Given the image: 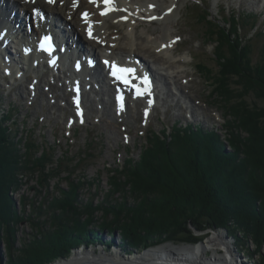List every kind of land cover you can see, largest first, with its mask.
Listing matches in <instances>:
<instances>
[{"label": "trees", "instance_id": "obj_1", "mask_svg": "<svg viewBox=\"0 0 264 264\" xmlns=\"http://www.w3.org/2000/svg\"><path fill=\"white\" fill-rule=\"evenodd\" d=\"M242 15H229L228 22L211 18L207 11L203 15L205 37L216 45L217 70L203 63L197 69L207 81L213 79L210 97L225 117L221 134L199 125L178 127V123L170 132L150 130L139 159L127 160L123 170L113 169L111 189L97 206L92 200L78 201L84 184L78 181L68 191L57 189L55 198L49 193L42 206L33 204L31 216L15 210L9 193L17 191L25 175L38 172L40 189L57 175L51 173L53 168L45 171L46 155L19 153L13 123L4 125L11 116L0 121V242L6 243V264H51L86 243L93 233L91 224L100 231L120 232L138 248L204 239L205 235L194 236L190 225L200 232L227 228L242 232L260 251L264 245V47L260 61L253 63V37L241 31L248 26L251 32L256 23L251 19L248 25L247 19L256 15ZM256 32L254 38L264 42L261 28ZM116 193L136 200L113 203ZM96 210L103 212L100 220L93 218ZM23 219L38 233L17 249L15 229Z\"/></svg>", "mask_w": 264, "mask_h": 264}, {"label": "rangeland", "instance_id": "obj_2", "mask_svg": "<svg viewBox=\"0 0 264 264\" xmlns=\"http://www.w3.org/2000/svg\"><path fill=\"white\" fill-rule=\"evenodd\" d=\"M165 1L169 3V0ZM257 1L180 0V15L171 22V27L173 28L171 34L176 37V44L174 45L176 49L173 55L178 58L179 63L181 58L186 59V63L183 64L185 69L181 71V86L176 84L183 88V97L186 100L182 98L181 100L177 91L172 86H169L167 92L164 90L165 94L163 96L157 95L158 103L148 115H145L144 100L134 101L132 98H127L124 111L119 115L113 109H110L112 104H105V108L98 102H94L91 105H87L88 110L86 111V117H84L86 122L84 121L80 124L77 122L79 119L76 118L75 109H73L71 104L72 93L70 88L61 86V83H49L50 78L47 76L49 73H46L43 79H45L44 82L50 84L51 91L42 90L41 94L37 91L35 99L30 89L32 98L28 96L27 92L32 76L26 82L17 83L16 85L9 86L2 82L3 86L2 88L0 87V115L4 111L8 112V104L10 106L13 105L14 110L17 109L16 111L13 110L15 113L12 120L4 121V125L5 127L11 126L14 121L12 125V128H15L14 142L18 144L19 153L24 155L30 153V155H35V157L46 155L47 166L45 171L48 173L53 168L54 172L51 171V173L57 175L51 176L47 182L48 186L41 189L39 187L40 184H38L39 179H37L38 172L33 173L32 177L27 174L22 178L20 175L19 178H22L23 181L20 183L19 188L17 191L9 193L14 209L31 216L33 204L42 206L44 204L42 200L45 198L49 199L47 197L49 193L50 196L55 198L59 193L58 190L68 191L71 183L75 182L76 184L78 181L84 183L79 190L78 201L86 203L88 200H92L93 207L101 204L104 194L111 189L109 178L113 175V169L121 170L127 160L139 159V148L145 143L150 130L159 131L164 128L171 130V126L175 123H178V127H184L188 123L191 125L199 124L202 128L208 130H218L217 132L221 134V125L225 124V117L223 116V110L218 108L210 97L214 90L213 79L212 81H207L197 69V66L203 63L208 65L214 72L217 70L216 62L213 58L216 45L213 42L210 43L209 39L205 37L207 28L203 15L207 11L212 17L228 22L229 15L256 14L255 19H247V24L250 23L251 19V22L256 23L251 32L248 26L241 32L244 35H248L249 38L253 37L250 41V44L254 46L252 60L253 63H258L262 55L260 50L264 47V42L262 39H255L253 35H255L256 29L260 27L264 36V13L259 10H264V0H261L259 4ZM86 8L89 10L88 6H85L84 9L86 10ZM243 19L245 18H242V22ZM145 21L146 19L140 21L141 26H137V28H140L137 31H145L146 29L143 28L147 27L149 32H153L152 29L156 28L155 32L158 35L162 34L159 22L156 20L150 23ZM221 24L223 25V22ZM114 25L116 24L108 23L110 32L123 33L119 31H124L123 28ZM227 26L229 27V23ZM155 32L152 33L153 37H157L154 36ZM167 57L168 55H164L163 58L169 60ZM150 61L152 60L150 59ZM216 76L218 77L217 74ZM38 90H41L40 87H38ZM112 91V89H109L111 103L113 102ZM70 121L73 122L71 123ZM71 124L73 125L70 126ZM32 140L34 143L30 145L29 141ZM224 145L226 150H229L228 144L224 143ZM123 178L124 176L121 177L122 180H124ZM117 200L133 204L136 197L127 194L126 197L120 198L119 193H116L114 194V200L112 199L111 202L114 203ZM102 213L101 210H96L93 213V218L100 220ZM82 217L84 218L85 216ZM88 228L93 233H96L90 232L89 238L85 239L86 243L73 249L84 248L86 251L97 250V253H99L101 248H99L100 245L98 244L107 243L108 241H105V238L115 239L120 245V249L122 251L125 250L123 257L133 258L136 256L135 254H144L145 250H153L157 246H161V244H174L173 242H161L147 248H138L128 244L118 231L114 233L100 231L97 226L92 224ZM189 229L197 237L202 236L204 232L207 233L204 234V239L198 242L175 244H205L214 231H221L227 239H232L233 249L236 250L237 255L242 260L249 264H264V245L257 252L256 245L247 237H243L242 232L236 230L229 232L227 228H208L200 232L194 229L192 225L189 226ZM15 231L14 247L17 249L27 243L32 238L31 236L38 233L27 219H23L16 226ZM237 239L241 242L237 241ZM5 244V242H0L1 264L8 262ZM107 245L102 247L105 253L114 254L117 251L115 246L108 245V247ZM112 247H114V252H112ZM221 251L224 254L225 251ZM211 254V251H207L206 257H210ZM71 255L72 253L69 251L67 256L59 258L51 264L62 261L64 258L67 259Z\"/></svg>", "mask_w": 264, "mask_h": 264}, {"label": "bare ground", "instance_id": "obj_3", "mask_svg": "<svg viewBox=\"0 0 264 264\" xmlns=\"http://www.w3.org/2000/svg\"><path fill=\"white\" fill-rule=\"evenodd\" d=\"M12 1L22 2V0ZM179 2L180 0H169V3L165 0H112L109 5H105L103 0H94V2L93 0H52L51 3L49 0H31L28 3H24L21 10H27V13L30 14L28 17L32 24V32L37 38L43 35L48 27V23L42 21L40 18L41 12H46L50 22L54 21V23H56V19H61L67 25L71 26L72 33L87 46L86 49L90 51L88 53L92 54V56H97L99 61L107 59L109 63H119L125 67L130 64L136 67L138 65L139 67H146L147 74L144 73L145 71L138 68L135 72H132V75L136 83L143 82L144 78L150 75L155 79V86L146 93L148 96L146 97L143 95L140 99L136 98V100H144V111L147 115L157 105V95L163 96L165 94L164 90L167 92L169 86H172L174 90L177 91L180 99L186 100V98L183 97V88L179 87L182 81L181 71L185 69V65L183 66V64L186 63V59L181 58V62L179 63L178 58L173 55L176 49L174 46L176 44V37L171 34L173 29L171 27V22L180 15ZM257 2L259 4L261 0ZM85 6H88L89 10H87V8L85 10ZM108 6L111 7V11L108 13L104 12ZM5 15L6 12L0 9V25L5 27V24L8 23L11 24V32L12 30L18 31L15 26L18 22L15 20L16 18H13L15 20L14 23L13 21L10 23L4 20ZM53 18L56 19L53 20ZM143 19H146L149 23L153 20L159 22L161 24L162 34L158 35V33L155 32L156 28L152 29L153 32H149L147 27L143 28L146 29L145 31H137V29H140L137 28V26H141L140 21ZM108 23H114L118 27L123 28L124 31L118 29L123 33L110 32ZM149 29L151 30V28ZM154 32V36L157 37H153L152 33ZM25 41H27V47L31 48L32 46L27 35L25 36ZM74 51L80 53L81 50L75 49ZM81 52L85 53L83 50ZM4 54L5 53H3V55ZM30 55L32 54L26 55L22 53L23 66H21L20 70L8 65L7 61L6 64L1 62L0 59L1 83L3 79L1 75L4 76L9 74L10 78L6 84L16 85L17 83H23L24 79L29 80V74L34 73L35 68L42 70V64L37 63V61L32 58L34 63L31 62ZM164 55H168L167 58L169 60L164 59ZM35 56L41 59L46 58L36 53ZM150 59L152 61H150ZM65 62L67 63L66 60ZM97 67V78H95V74L92 76L85 68L84 72L81 74V76H84L85 80L81 82H77L73 77L68 78L66 74L57 79L53 76L55 75L54 72L56 69L49 67L48 69L51 70L52 76L50 79L56 83H63L62 78L69 83L70 87L78 83L82 89V93H84L83 96L85 101L88 102L87 105L98 102L105 107V104L109 105L110 103L112 104L110 109H113L117 115L122 114L126 103L122 105L117 104L114 100L112 103L110 102L109 86H112V80L108 76V67L103 64L102 66L97 65ZM64 68L65 67L62 68L61 66L57 72L60 73L64 71ZM14 69L17 72L19 71L22 75H20V73H14L16 72ZM69 73L71 76L74 75L71 70H69ZM43 77V74L41 76L39 73L38 76L36 74L34 75L36 82L32 85L33 91H35L38 84L41 89L40 91H44L43 86L48 84L44 82L45 79H43ZM77 77L78 76L75 78ZM176 84H179V86ZM87 105L82 104L84 116L88 110ZM1 119L2 117L0 120ZM70 122L72 123L73 121ZM224 237L221 231H214L205 244H161V246H157L147 253L135 254L136 256L133 258L128 257L126 259L121 258L125 250L122 251L120 249V245H118L117 241L115 239L105 238V241L107 240L108 242H104L102 245L98 244L100 245L99 248H101L99 253H97V250L77 251L75 256L71 257L68 261H59L56 264H241L236 258L235 253L233 252L232 254L231 252L233 243L231 240H226ZM106 244L115 246L117 248V251H115L116 254L105 253L102 247H106ZM112 248V252H114V247ZM221 250L225 251L224 254L221 253ZM207 251L212 252L210 257H206ZM174 256L178 259L176 260Z\"/></svg>", "mask_w": 264, "mask_h": 264}, {"label": "water", "instance_id": "obj_4", "mask_svg": "<svg viewBox=\"0 0 264 264\" xmlns=\"http://www.w3.org/2000/svg\"><path fill=\"white\" fill-rule=\"evenodd\" d=\"M205 233H207V232L202 233V235H204ZM224 238L227 240L226 237H224ZM230 240H232V239H230ZM82 250H84V248H81V249H72V250H71L72 255H71L70 257H68L67 259L64 258L62 261H64V262L68 261L71 257L75 256V254L77 253V251L79 252V251H82ZM149 250H150V249H147V250H145L143 253H147ZM231 252H232V254H233V252L235 253L236 258L241 262V264H249L248 262H245L244 260H242V259L237 255V252H236L235 249H233V247H232V249H231ZM121 258L126 259L125 257H122V256H121ZM174 258H175L176 260L178 259V258H176L175 256H174ZM58 262H59V261H57V262H55V263H53V264H56V263H58ZM60 262H61V261H60Z\"/></svg>", "mask_w": 264, "mask_h": 264}, {"label": "snow or ice", "instance_id": "obj_5", "mask_svg": "<svg viewBox=\"0 0 264 264\" xmlns=\"http://www.w3.org/2000/svg\"><path fill=\"white\" fill-rule=\"evenodd\" d=\"M49 2L51 3L52 0H49ZM93 2H94V0H93ZM104 2H105L106 5H109L110 4V0H104ZM109 10H111L110 7H109ZM102 14H104V13H102ZM85 15H87V14H85Z\"/></svg>", "mask_w": 264, "mask_h": 264}]
</instances>
